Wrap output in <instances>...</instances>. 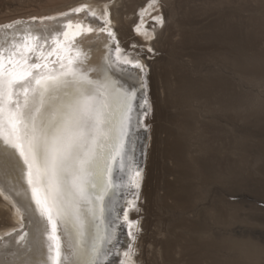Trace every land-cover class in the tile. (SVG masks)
I'll return each instance as SVG.
<instances>
[{
	"label": "snow or ice",
	"instance_id": "obj_1",
	"mask_svg": "<svg viewBox=\"0 0 264 264\" xmlns=\"http://www.w3.org/2000/svg\"><path fill=\"white\" fill-rule=\"evenodd\" d=\"M93 31L72 19L0 26V189L28 222L0 237V264H113V256L124 264L117 207L140 186L134 129L148 101L138 95L142 78L121 66L142 65L107 41L96 54L86 44ZM130 252L131 244L122 256Z\"/></svg>",
	"mask_w": 264,
	"mask_h": 264
},
{
	"label": "rangeland",
	"instance_id": "obj_2",
	"mask_svg": "<svg viewBox=\"0 0 264 264\" xmlns=\"http://www.w3.org/2000/svg\"><path fill=\"white\" fill-rule=\"evenodd\" d=\"M183 1L158 63L150 252L156 264H264V0ZM48 3L0 0V20L64 1Z\"/></svg>",
	"mask_w": 264,
	"mask_h": 264
},
{
	"label": "bare ground",
	"instance_id": "obj_3",
	"mask_svg": "<svg viewBox=\"0 0 264 264\" xmlns=\"http://www.w3.org/2000/svg\"><path fill=\"white\" fill-rule=\"evenodd\" d=\"M53 1L58 0H48V4H53ZM59 1H64V4L50 8L46 10L47 12L15 15L0 20V26L22 21L35 28L51 26L56 21L63 24L68 19H72L73 24L83 23L95 30L88 34L91 39L86 41V44L91 46L96 54L105 51L103 44L107 41L113 49H120L121 59H127L132 63L139 62L142 65L140 69L132 68L131 64L121 65L142 78L141 82L145 87L139 94H141V101L146 96L148 104L139 111L141 113L140 126L135 136L134 155L137 170L142 169L141 182L139 188L135 186L129 188L118 204L117 211L121 216L119 221L120 242L117 249L121 253L120 258L123 259L124 264H156L149 248L152 239L149 230L154 224L150 214L153 211L151 203L155 195L154 183L157 182L158 177L157 150L160 138L157 122L162 112L163 99L161 70L158 69V63L162 56V46L167 48L165 45L169 34L175 31L176 7L183 0ZM162 2L166 5L163 4L165 5L163 6ZM77 8H81L82 11L74 12L73 9ZM64 13H67V16L62 15ZM45 17L54 18V20H45ZM100 28H104V31L100 32ZM109 32L112 33L111 37L108 36ZM176 36H179V43L187 52H194L193 49L197 44H195V37L192 33L182 32ZM179 75L183 76V73L180 71ZM121 78L129 86H138L137 81L128 79L127 74ZM145 111L147 115H143ZM133 201L135 207L130 206ZM125 212L127 220L124 218ZM143 215L145 219L142 218ZM129 222H135L131 229H129ZM27 225L25 213L16 197L0 189V237H6L8 234L15 235L19 231L26 230ZM129 230L132 233L131 236L127 234ZM129 244H131L130 257H123L122 254ZM117 259L116 256L110 258L113 264Z\"/></svg>",
	"mask_w": 264,
	"mask_h": 264
},
{
	"label": "water",
	"instance_id": "obj_4",
	"mask_svg": "<svg viewBox=\"0 0 264 264\" xmlns=\"http://www.w3.org/2000/svg\"><path fill=\"white\" fill-rule=\"evenodd\" d=\"M141 91H142V90H141ZM138 95H141V94L138 93ZM138 111H140L139 108H138ZM134 132H135V136H136V134L138 133V129H134ZM125 191H126V193H127V192H128V189L125 190ZM124 195H125V193H121L120 198H119V203H120V201H122V198H123Z\"/></svg>",
	"mask_w": 264,
	"mask_h": 264
}]
</instances>
